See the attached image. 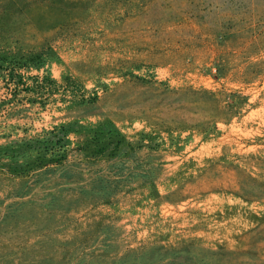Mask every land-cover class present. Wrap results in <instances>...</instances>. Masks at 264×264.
<instances>
[{"label": "rangeland", "instance_id": "374dc122", "mask_svg": "<svg viewBox=\"0 0 264 264\" xmlns=\"http://www.w3.org/2000/svg\"><path fill=\"white\" fill-rule=\"evenodd\" d=\"M0 264H264V0H0Z\"/></svg>", "mask_w": 264, "mask_h": 264}]
</instances>
